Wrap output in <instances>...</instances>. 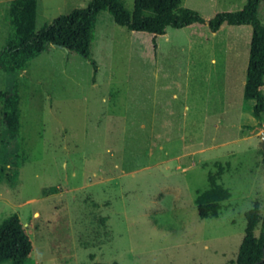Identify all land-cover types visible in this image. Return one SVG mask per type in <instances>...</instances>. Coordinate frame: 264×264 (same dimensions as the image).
I'll use <instances>...</instances> for the list:
<instances>
[{
    "label": "rangeland",
    "instance_id": "obj_1",
    "mask_svg": "<svg viewBox=\"0 0 264 264\" xmlns=\"http://www.w3.org/2000/svg\"><path fill=\"white\" fill-rule=\"evenodd\" d=\"M10 1L0 0V51ZM90 1L37 0L35 31ZM245 1L217 0L216 13ZM210 2L182 6L210 19ZM250 37L248 25L213 36L202 24L154 37L103 11L96 72L53 45L23 72L0 69V93L17 97L19 116L10 137L0 100V168L18 169L14 184L0 181V222L19 216L33 244L26 264H234L255 202L257 237L264 226V113L258 122L243 98ZM219 167L230 198L202 219L195 199Z\"/></svg>",
    "mask_w": 264,
    "mask_h": 264
},
{
    "label": "trees",
    "instance_id": "obj_2",
    "mask_svg": "<svg viewBox=\"0 0 264 264\" xmlns=\"http://www.w3.org/2000/svg\"><path fill=\"white\" fill-rule=\"evenodd\" d=\"M262 1L246 0L240 10L218 12L207 20L197 11L183 7L184 0H134L131 10L126 7L125 0H91L86 8H74L36 32L37 0H11V34L0 51V69L7 74L23 72L32 59L53 45L90 61L96 72L97 64L90 56V46L97 16L103 11L109 12L119 26L154 37L165 35L167 29H182L192 24H206L213 33L224 25H249L251 37L243 98L252 107L253 117L260 122L264 113V22L259 18ZM153 44L156 48L154 39ZM0 100L5 130L10 137H15L19 118L15 107L17 97L4 92L0 93ZM221 172L219 167L216 174L208 175V188L195 199L202 219L217 217L220 203L230 198V192L217 182ZM17 176V167L8 173L7 167L1 166V182L14 184ZM244 217L245 234L234 264H256L262 259L264 249L263 232L259 237L254 233L261 221L258 202L245 212ZM32 251V241L19 216L12 214L4 218L0 222V264H26ZM260 264H264V261Z\"/></svg>",
    "mask_w": 264,
    "mask_h": 264
},
{
    "label": "crops",
    "instance_id": "obj_3",
    "mask_svg": "<svg viewBox=\"0 0 264 264\" xmlns=\"http://www.w3.org/2000/svg\"><path fill=\"white\" fill-rule=\"evenodd\" d=\"M210 1H211V2H210L211 5H209V9H212V10H213V13H216L217 10H218V9H217L218 7H216L217 0H210ZM224 1H227V2H230V3H231V2H235L236 0H224ZM240 4H241V6L243 7L244 3L242 2V3H240ZM242 7H241V8H242ZM193 8L199 10L201 13L203 12V10L198 9V7H197V8H196V7H193ZM208 18H209V17H207V20H208ZM192 25H193V24H192ZM202 25H206V24H202ZM206 26H207V25H206ZM248 26H249V25H248ZM221 29H222V28H221ZM221 29H220V30H221ZM244 29H247V28H244ZM220 30H219V31H220ZM219 31H217V32H215V33H213V32H211V33H212L213 36H215ZM211 62H213V63L216 62V58H215V56H212V57H211Z\"/></svg>",
    "mask_w": 264,
    "mask_h": 264
},
{
    "label": "water",
    "instance_id": "obj_4",
    "mask_svg": "<svg viewBox=\"0 0 264 264\" xmlns=\"http://www.w3.org/2000/svg\"><path fill=\"white\" fill-rule=\"evenodd\" d=\"M260 147L264 153V131L261 132V143H260ZM263 234H264V226H263ZM264 261V249H263V256H262V259L257 262L256 264H260L261 262Z\"/></svg>",
    "mask_w": 264,
    "mask_h": 264
}]
</instances>
